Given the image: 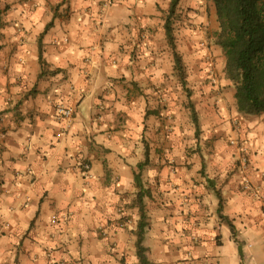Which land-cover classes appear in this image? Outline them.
Wrapping results in <instances>:
<instances>
[{"label":"crops","instance_id":"0c3cea01","mask_svg":"<svg viewBox=\"0 0 264 264\" xmlns=\"http://www.w3.org/2000/svg\"><path fill=\"white\" fill-rule=\"evenodd\" d=\"M163 1L0 0V264H139L146 147L150 264H264V114L236 105L240 127L225 130L239 142L203 152L175 61L153 41ZM185 91L198 154H185ZM209 97L191 102L219 135Z\"/></svg>","mask_w":264,"mask_h":264},{"label":"trees","instance_id":"16d2710c","mask_svg":"<svg viewBox=\"0 0 264 264\" xmlns=\"http://www.w3.org/2000/svg\"><path fill=\"white\" fill-rule=\"evenodd\" d=\"M182 0H171L169 12L164 22L165 36L172 50L176 74L188 92L192 119L195 125V134H201L200 122L194 105L191 102L192 94L188 90L186 74L181 54L173 32L174 18ZM219 32L216 34V44L222 49L225 57V73L227 79L235 89V101L238 111L249 116L264 114V0H213ZM42 61V59H41ZM42 66L45 67V64ZM150 150L145 149V161L138 165L135 173V182L138 188L137 205L140 212V221L136 230L137 257L139 264H150L144 239L149 226L145 207V198L148 195L142 182V173L149 164ZM220 198L218 212L223 211V200ZM233 233L234 226L229 223Z\"/></svg>","mask_w":264,"mask_h":264},{"label":"rangeland","instance_id":"374dc122","mask_svg":"<svg viewBox=\"0 0 264 264\" xmlns=\"http://www.w3.org/2000/svg\"><path fill=\"white\" fill-rule=\"evenodd\" d=\"M169 7L170 1L164 0L159 9L163 22H165L168 15ZM173 32L177 50L182 56L187 87L193 96L195 106L197 108L210 106V101H212L211 97L208 98L210 93H215L222 101V104H220L219 99H217L219 103L215 102L212 104L215 116L220 120V125L222 126L220 134L218 135L214 132L211 119L213 116H207L205 124L201 125L203 128L199 136V139L203 141L202 149L203 146L205 149L211 148L210 143L216 138L224 140L227 146H235L239 140L233 139L231 135L228 136L225 129L227 127L234 130L240 127L241 117L236 116V104L229 93L232 86H223L222 84L225 81H222L220 67L222 66V61L225 67V57L222 49L216 44L219 22L213 0H182L174 18ZM152 36L154 38L153 41L159 46V52H162V56L169 61V64L174 63L173 53L168 45L164 28L162 30L160 28L157 29ZM211 75H213L212 78H210ZM178 79L181 82L179 77ZM217 83H221V86L218 89H214ZM184 93L185 154H198L201 153V149L197 145L194 136L193 126L189 119L187 93L186 91ZM220 105L227 110V118H222L219 115L222 112ZM205 140L207 141L206 143H204ZM204 151L206 152L203 149ZM159 152H162V150L160 149Z\"/></svg>","mask_w":264,"mask_h":264},{"label":"built area","instance_id":"2783aa9c","mask_svg":"<svg viewBox=\"0 0 264 264\" xmlns=\"http://www.w3.org/2000/svg\"><path fill=\"white\" fill-rule=\"evenodd\" d=\"M74 114H75V110L73 108L66 107L63 104H58L56 107V117H58L60 120H66L68 124L72 122L74 118ZM233 144L235 143L233 142ZM82 168L84 170V173L88 175L90 172V166L88 164H83ZM251 187H252V183L248 180H245L244 189L249 190L251 189ZM58 220L59 219L57 215L52 216V219H51L52 223L55 224L57 223Z\"/></svg>","mask_w":264,"mask_h":264}]
</instances>
